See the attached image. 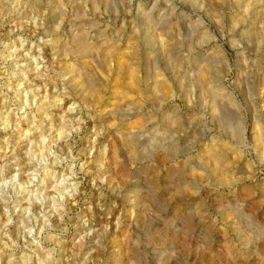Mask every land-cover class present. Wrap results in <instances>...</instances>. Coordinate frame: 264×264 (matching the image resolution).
Instances as JSON below:
<instances>
[{
	"label": "rangeland",
	"instance_id": "rangeland-1",
	"mask_svg": "<svg viewBox=\"0 0 264 264\" xmlns=\"http://www.w3.org/2000/svg\"><path fill=\"white\" fill-rule=\"evenodd\" d=\"M0 264H264V0H0Z\"/></svg>",
	"mask_w": 264,
	"mask_h": 264
},
{
	"label": "bare ground",
	"instance_id": "bare-ground-1",
	"mask_svg": "<svg viewBox=\"0 0 264 264\" xmlns=\"http://www.w3.org/2000/svg\"><path fill=\"white\" fill-rule=\"evenodd\" d=\"M30 1H32V0H30ZM23 4H24V3H23ZM20 55H21V54H20ZM20 57H21V56H20ZM18 58H19V57H18ZM201 75H202V74H201ZM201 79H202V78H201ZM33 95H34V94H33ZM39 104H40V103H39ZM41 104H42V103H41ZM41 104H40V105H41ZM40 105H39V106H40ZM44 106H45V104H44ZM44 108H45V107H44ZM28 120H29V119H28ZM139 120H140V119H139ZM32 121H33V120H32ZM17 124H18V122H17ZM29 125H30V124H29ZM46 125H47V124H46ZM26 126H27V125H26ZM30 126H31V125H30ZM20 129H21V128H20ZM22 129H23V128H22ZM24 129H25V128H24ZM26 131H27V130H26ZM58 133H60V132H58ZM56 136H57V135H56ZM8 145H9V144H8ZM50 183H51V182H50ZM63 183H64V182H63ZM61 184H62V183H61ZM72 186H73V185H72ZM46 194H47V193H46ZM52 194H53V193H52ZM58 195H59V193H58ZM63 195H64V194H63ZM63 195H62V196H63ZM55 203H56V202H55ZM51 206H52V205H51ZM236 226H238V225H236ZM236 226H235V227H236ZM238 227H239V226H238ZM239 229H240V228H239ZM246 240H247V239H246ZM77 247H78V246H77ZM80 247H81V244H80ZM85 251H86V250H85Z\"/></svg>",
	"mask_w": 264,
	"mask_h": 264
}]
</instances>
